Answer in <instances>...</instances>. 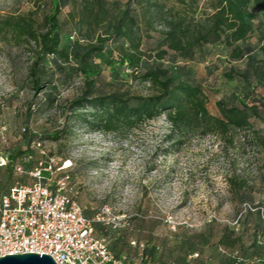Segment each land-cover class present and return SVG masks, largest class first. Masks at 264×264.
Returning <instances> with one entry per match:
<instances>
[{
    "label": "rangeland",
    "instance_id": "rangeland-1",
    "mask_svg": "<svg viewBox=\"0 0 264 264\" xmlns=\"http://www.w3.org/2000/svg\"><path fill=\"white\" fill-rule=\"evenodd\" d=\"M205 2L200 0L201 8ZM165 3L175 6L176 12L188 10L183 0ZM45 11V2L40 0H0V22L30 16L42 30ZM70 11L65 8L60 16L62 47L66 49L86 33L76 29ZM199 17H203L202 10ZM166 23L143 26L136 36L147 64H152L149 57L166 49L161 44ZM104 31L94 29L81 43L96 44ZM123 44L128 46L122 39L109 42L93 57L104 73L105 91L152 94L154 89L140 75L123 67L115 77L106 66L108 52L117 53ZM240 46L244 56L238 61H230L231 51L216 44L197 50L188 60L169 51L158 64L188 73L194 84L201 85L213 116L220 115V100L232 103L234 95L244 96L259 113L250 118V128L231 129L221 136L204 135L206 128L201 126L183 134L173 130L162 114L132 129L103 133L72 121L68 105L81 95L83 75L69 68L63 71L48 58L41 74L42 87L34 90L30 70L38 53L35 43L1 31L0 25V158L10 161L0 168V195L16 184L32 185L28 173L37 162L50 157L69 160L72 167L57 173L56 178L69 175L70 195L87 218L96 220V237L128 262L139 259L143 246L147 263L196 264L199 258L190 259L194 254L187 241L196 245V254L204 256L203 264H222L236 253L250 258L254 244L264 257V226L259 225L258 217L264 207L263 13H259L253 37ZM231 69L235 70L234 80L228 81L225 74ZM56 134L58 140L49 137ZM28 152L32 154L25 162L28 173H16L15 165L24 162ZM223 236L228 245L238 237L241 240L225 248L220 245Z\"/></svg>",
    "mask_w": 264,
    "mask_h": 264
},
{
    "label": "trees",
    "instance_id": "trees-1",
    "mask_svg": "<svg viewBox=\"0 0 264 264\" xmlns=\"http://www.w3.org/2000/svg\"><path fill=\"white\" fill-rule=\"evenodd\" d=\"M40 2H45L46 8L42 30L37 28L32 17L19 15L2 20L1 31L11 32L35 43L38 53L30 70L34 90L38 91L42 87L41 74L44 73V62L48 58L52 59L57 68H64L63 71L69 68L83 75L84 89L68 105L73 113V123L83 122L91 131L117 133L121 128L132 129L165 114L172 129L183 134L204 126V135L213 133L222 136L231 129L250 128V118L259 117L257 107L250 105L244 96L239 95H234L232 103L230 99L220 100L217 103L220 115H211L207 109V95L203 87L194 84L188 73H176L158 62L169 51L188 60L194 57L197 50L216 44H223L231 51L230 61L240 60L244 56L240 44L246 43L255 34L259 13L264 14V0H206L204 8L200 7V0H183L188 8L183 12H176L175 6L167 7L165 0H127L125 3L119 0ZM65 8H71L68 15L75 20L80 34L82 29L86 30L85 35H81L86 40L89 39V33L96 28H103L105 34L97 37L96 44H83V38H80L69 49L63 48L60 16ZM200 10L203 12L201 18ZM164 21L167 23L161 44L166 49L149 57L152 64H147L144 59L146 53L142 51L136 36L141 33L143 26L152 27V24ZM121 39L128 46L123 44L117 53L109 51L106 66L110 67L111 74L115 77L123 67L130 70L131 74L140 75L142 81L154 89L152 94L137 96L120 90L105 91L104 73L95 64L93 57L102 53L107 43ZM40 66L42 70L39 69ZM234 74L235 70L231 69L225 74V78L233 81ZM57 136L58 134L49 137L58 140ZM28 154L30 153L26 155ZM15 158V155L12 156L11 161ZM24 167L26 169L25 165ZM258 217L259 225L264 226V207L258 211ZM240 240L238 237L228 245L227 237L223 236L220 245L225 248L234 247ZM186 244L189 245L190 253L196 254V245L191 241ZM254 248V256L264 260L257 244H254ZM195 263L202 264L200 260ZM222 264L240 263L232 258L225 259Z\"/></svg>",
    "mask_w": 264,
    "mask_h": 264
},
{
    "label": "built area",
    "instance_id": "built-area-1",
    "mask_svg": "<svg viewBox=\"0 0 264 264\" xmlns=\"http://www.w3.org/2000/svg\"><path fill=\"white\" fill-rule=\"evenodd\" d=\"M31 158L25 155L14 171L28 173L24 165ZM9 164L8 158H0V168ZM71 167V161L55 157L39 161L28 173L34 181L32 185L16 184L0 195V257L34 253L51 256L56 264H150L143 246L139 259L128 262L114 254L105 240L96 237V220L87 218L70 195L69 175L56 178L57 173ZM198 257L194 254L190 259ZM233 257L240 264L264 263L258 258L249 261L237 253Z\"/></svg>",
    "mask_w": 264,
    "mask_h": 264
},
{
    "label": "water",
    "instance_id": "water-1",
    "mask_svg": "<svg viewBox=\"0 0 264 264\" xmlns=\"http://www.w3.org/2000/svg\"><path fill=\"white\" fill-rule=\"evenodd\" d=\"M41 254L6 255L0 257V264H56L51 256Z\"/></svg>",
    "mask_w": 264,
    "mask_h": 264
},
{
    "label": "crops",
    "instance_id": "crops-1",
    "mask_svg": "<svg viewBox=\"0 0 264 264\" xmlns=\"http://www.w3.org/2000/svg\"><path fill=\"white\" fill-rule=\"evenodd\" d=\"M191 256H192V255H191ZM191 256H190V257H191ZM198 258H199L198 261L200 260V262H202V264H203L204 256H203V255H200ZM233 258H234V257H233ZM245 259H247V260H249V261H253L254 259H257V256L251 255L250 258H249V257H246Z\"/></svg>",
    "mask_w": 264,
    "mask_h": 264
}]
</instances>
